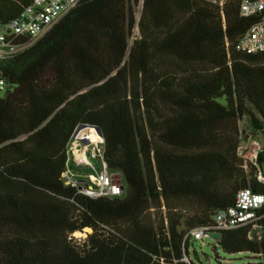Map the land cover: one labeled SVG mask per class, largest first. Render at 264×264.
I'll return each mask as SVG.
<instances>
[{
  "label": "trees",
  "instance_id": "16d2710c",
  "mask_svg": "<svg viewBox=\"0 0 264 264\" xmlns=\"http://www.w3.org/2000/svg\"><path fill=\"white\" fill-rule=\"evenodd\" d=\"M32 2L0 0V23ZM239 7L79 0L0 60V264H185L202 226L218 235L215 253L246 254L226 264H264V204L256 228L213 221L241 189L264 194V149L255 162L239 153L243 119L264 136V53L236 48L257 16ZM80 124L100 129L123 195L91 198L66 183L81 168L69 153Z\"/></svg>",
  "mask_w": 264,
  "mask_h": 264
},
{
  "label": "built area",
  "instance_id": "2783aa9c",
  "mask_svg": "<svg viewBox=\"0 0 264 264\" xmlns=\"http://www.w3.org/2000/svg\"><path fill=\"white\" fill-rule=\"evenodd\" d=\"M210 3L222 6L225 0H206ZM79 0H33L15 18L7 23H0V60L10 57L17 52L31 46L41 38L54 24L63 18ZM239 13L241 17L257 16L256 21L243 33L237 42L238 51L252 54L264 53V0H240ZM19 38H23L19 41ZM6 89V82L0 72V96ZM97 132V130H95ZM98 133V132H97ZM72 135V140H81L83 145H69V153L79 151L86 167L92 169L90 174H78V171L67 169L63 176L66 183L76 186L78 191L91 198L101 196H120L125 192V184L118 172H111L103 160V147L101 138L92 139ZM95 143L93 154L100 157L103 170L95 172L88 163L86 151L90 143ZM79 146V147H78ZM240 148V146H239ZM255 151L252 162L256 161L258 151ZM71 158V157H70ZM75 165L79 166L77 163ZM257 179L264 183V173L259 170ZM264 204V194L255 192L250 188L241 189L232 206L219 208L213 216L216 229H233L240 226L251 225L257 227V210ZM210 227L202 226L191 231V236L196 240H203L211 234Z\"/></svg>",
  "mask_w": 264,
  "mask_h": 264
},
{
  "label": "rangeland",
  "instance_id": "374dc122",
  "mask_svg": "<svg viewBox=\"0 0 264 264\" xmlns=\"http://www.w3.org/2000/svg\"><path fill=\"white\" fill-rule=\"evenodd\" d=\"M141 10V6H137L136 8V14L137 17H139ZM139 36V29L138 26H136L133 30L132 38ZM240 128L242 130V136H241V144L239 148V153L242 155L244 160L246 162L251 161L253 159V155L255 154V151L257 149H264V136L262 134H256L253 135L250 130L248 129V123L246 119H243L240 122ZM79 137H87L92 139H98L100 140L98 133L94 131L93 134L88 133V128H84L79 132ZM79 145H83V142L81 140H72L73 147L77 143ZM79 147V146H78ZM95 148V143L92 142L89 144L87 151H86V157L88 159V163L92 165V168L95 172H100L103 170V163L100 157H96L93 154V150ZM71 160L77 163L81 168L78 170V174L85 173L84 169L86 168V165L80 161L81 155L79 151L76 152H70ZM83 170V171H82ZM262 171L264 173V163L262 165ZM91 232L90 229H85L84 232H75L74 236L78 239H83L86 237V233ZM218 239V235L216 233H211L209 236L204 237L203 240H196L194 241V244L192 246V249L197 252V258H194V255H191V258L188 256H185L183 258V261L185 264H226L225 261L230 260L234 261L235 259H245L246 254L241 255H228L225 254L220 248H217V253L214 251L215 246V240ZM216 255L219 256L220 259L216 258ZM191 259V260H190ZM224 260V261H223Z\"/></svg>",
  "mask_w": 264,
  "mask_h": 264
},
{
  "label": "water",
  "instance_id": "95a60500",
  "mask_svg": "<svg viewBox=\"0 0 264 264\" xmlns=\"http://www.w3.org/2000/svg\"><path fill=\"white\" fill-rule=\"evenodd\" d=\"M84 128H93L95 130H97L100 138H101V131L99 128L95 127V126H90V125H84V124H80L74 131L73 135L76 136L77 134H79V132L84 129Z\"/></svg>",
  "mask_w": 264,
  "mask_h": 264
},
{
  "label": "bare ground",
  "instance_id": "6f19581e",
  "mask_svg": "<svg viewBox=\"0 0 264 264\" xmlns=\"http://www.w3.org/2000/svg\"><path fill=\"white\" fill-rule=\"evenodd\" d=\"M94 131H95V129L93 130V129H91V128H89L88 129V133H91V134H93L94 133ZM96 132V131H95Z\"/></svg>",
  "mask_w": 264,
  "mask_h": 264
}]
</instances>
